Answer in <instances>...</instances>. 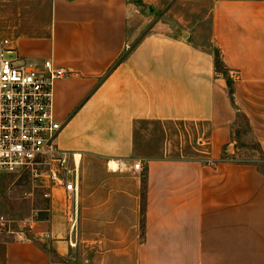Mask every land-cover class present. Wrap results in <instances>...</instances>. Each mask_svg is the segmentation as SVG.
I'll list each match as a JSON object with an SVG mask.
<instances>
[{
  "label": "crops",
  "instance_id": "0c3cea01",
  "mask_svg": "<svg viewBox=\"0 0 264 264\" xmlns=\"http://www.w3.org/2000/svg\"><path fill=\"white\" fill-rule=\"evenodd\" d=\"M148 7L0 0V39L70 71L53 86L56 142L81 171L77 245L55 188L49 214L33 225L50 238L0 237V264H264V0ZM239 113L258 158H239ZM154 122L196 124L199 155L173 158L156 135L144 151L142 125ZM120 160H140L143 170H119Z\"/></svg>",
  "mask_w": 264,
  "mask_h": 264
},
{
  "label": "built area",
  "instance_id": "2783aa9c",
  "mask_svg": "<svg viewBox=\"0 0 264 264\" xmlns=\"http://www.w3.org/2000/svg\"><path fill=\"white\" fill-rule=\"evenodd\" d=\"M9 55H14L9 58ZM70 71L46 60L42 66L15 54L9 39H0V173L25 174L46 197L60 188L67 207L70 245L78 243V201L81 171L75 155L56 142L61 129L53 113V86ZM117 169L140 174L142 161H118ZM16 226V221L0 215V236L15 242L49 239L36 233L34 223Z\"/></svg>",
  "mask_w": 264,
  "mask_h": 264
},
{
  "label": "rangeland",
  "instance_id": "374dc122",
  "mask_svg": "<svg viewBox=\"0 0 264 264\" xmlns=\"http://www.w3.org/2000/svg\"><path fill=\"white\" fill-rule=\"evenodd\" d=\"M131 1H135L142 6H152L154 9L161 10L163 8L166 9L173 0ZM160 16L159 18L164 17L163 14H160ZM206 21L209 22L208 16ZM215 52H217L216 47ZM8 57L13 58L14 55H9ZM223 69L225 68L223 67ZM245 128L246 121L240 117L236 125V129L241 130L237 141L240 146L239 158H258V151L255 150L254 146V138L251 132ZM199 129L193 123H172L170 126L160 122L143 123L142 134L146 137V140L143 141L142 146L144 151L151 153L153 151V147H151L153 142H149L147 137L156 135V144L160 146H164L168 139L167 142L170 143L173 150V158L193 159L199 155L201 148V144L197 141ZM44 192L43 189L35 187L25 174L0 173V215H5L15 220L16 226L25 225L26 227L32 224V219L36 221L46 219L49 214V201L52 197V191L49 198L44 195ZM79 201H81V198ZM65 204L67 209L69 202L67 201Z\"/></svg>",
  "mask_w": 264,
  "mask_h": 264
},
{
  "label": "trees",
  "instance_id": "16d2710c",
  "mask_svg": "<svg viewBox=\"0 0 264 264\" xmlns=\"http://www.w3.org/2000/svg\"><path fill=\"white\" fill-rule=\"evenodd\" d=\"M223 67H224L223 61L221 60L220 54L217 51V52H215V69H216L217 72L222 73L227 78V84H228V87H229V95H230L231 99H233V90H232V86H231V80H230V78L228 76L227 69L225 67H224L225 69H223ZM240 117L245 119V121H246V128L245 129L250 131V127H249V124H248V121H247L246 117L242 113H239L238 114V119ZM238 119H237V121H238ZM240 134H241V130L240 129H236L235 130V135H236L237 140H239V136L238 135H240ZM254 146L257 149V151L259 153H261L259 145L257 143H255ZM260 157H262V156H260Z\"/></svg>",
  "mask_w": 264,
  "mask_h": 264
},
{
  "label": "water",
  "instance_id": "95a60500",
  "mask_svg": "<svg viewBox=\"0 0 264 264\" xmlns=\"http://www.w3.org/2000/svg\"><path fill=\"white\" fill-rule=\"evenodd\" d=\"M140 9L143 13L149 14L150 8L148 6H142L140 5Z\"/></svg>",
  "mask_w": 264,
  "mask_h": 264
},
{
  "label": "bare ground",
  "instance_id": "6f19581e",
  "mask_svg": "<svg viewBox=\"0 0 264 264\" xmlns=\"http://www.w3.org/2000/svg\"><path fill=\"white\" fill-rule=\"evenodd\" d=\"M111 166L116 168V163L115 162H112L111 163Z\"/></svg>",
  "mask_w": 264,
  "mask_h": 264
}]
</instances>
